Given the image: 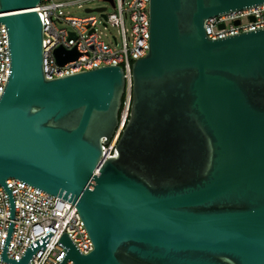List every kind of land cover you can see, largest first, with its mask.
<instances>
[{
    "label": "water",
    "instance_id": "1",
    "mask_svg": "<svg viewBox=\"0 0 264 264\" xmlns=\"http://www.w3.org/2000/svg\"><path fill=\"white\" fill-rule=\"evenodd\" d=\"M42 0H0L10 70L0 97V185L9 179L72 203L94 251L67 233L60 264H264V28L208 38L207 19L264 0H150L149 52L132 62L130 118L119 122L122 67L47 80ZM103 9L88 10L102 11ZM59 65L76 49L55 51Z\"/></svg>",
    "mask_w": 264,
    "mask_h": 264
},
{
    "label": "built area",
    "instance_id": "2",
    "mask_svg": "<svg viewBox=\"0 0 264 264\" xmlns=\"http://www.w3.org/2000/svg\"><path fill=\"white\" fill-rule=\"evenodd\" d=\"M92 0H42L35 8L43 25V72L47 80L85 72L109 65L123 68L125 92L119 115V122L110 143L103 147V158L116 155L115 147L130 118L133 99L132 62L144 58L149 52V1L150 0H100L105 3L86 12H99L105 28L117 30L110 43L107 35L100 31L98 20L64 17L62 9L70 5L82 7ZM103 9L102 11H88ZM111 9L112 13H108ZM66 22L70 30L60 29ZM130 23L131 29L127 28ZM205 31L210 39H218L259 28H264V4L241 11L211 17L205 22ZM79 53L75 61L59 65L55 57L58 48ZM10 70V58L6 26L0 24V97L5 88ZM7 186L12 192L15 205L14 228L7 251V257L21 260L29 245L49 234L53 237L45 250L38 249L29 264H60L65 249L58 245L63 233H67L83 255L94 251V244L77 208L70 202L50 195L20 180L9 179ZM10 203L5 189L0 185V264L9 228ZM66 264H74L68 260Z\"/></svg>",
    "mask_w": 264,
    "mask_h": 264
},
{
    "label": "rangeland",
    "instance_id": "3",
    "mask_svg": "<svg viewBox=\"0 0 264 264\" xmlns=\"http://www.w3.org/2000/svg\"><path fill=\"white\" fill-rule=\"evenodd\" d=\"M72 1L74 0H63V2L65 3H70ZM127 1H131V0H127ZM104 4L105 3H103L100 0H92L86 4H83L82 7H79V5L66 6L65 8L62 9V11H63L64 17H73V18H80V19L91 17V16L95 17L99 22L98 27L100 31H103V33L107 35V38H104L105 41L107 43H110V40L112 39L113 36H118L117 30L112 27L105 28L103 24L102 16L99 12H93L89 14L86 12V9H96V8L102 7ZM108 13H112V10L109 9ZM59 28L65 29V30L71 29L70 25L66 22H63L62 24H60ZM127 28L129 30L131 29V25L129 22L127 23Z\"/></svg>",
    "mask_w": 264,
    "mask_h": 264
}]
</instances>
